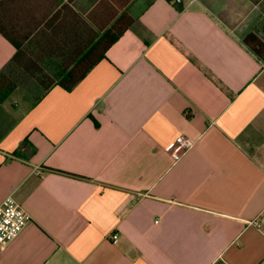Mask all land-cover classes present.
Wrapping results in <instances>:
<instances>
[{"label":"crops","instance_id":"obj_1","mask_svg":"<svg viewBox=\"0 0 264 264\" xmlns=\"http://www.w3.org/2000/svg\"><path fill=\"white\" fill-rule=\"evenodd\" d=\"M250 34L264 45V0H0V71L17 52L48 76L90 69L0 103V204L30 217L0 264H264ZM179 136L194 149L175 161Z\"/></svg>","mask_w":264,"mask_h":264},{"label":"trees","instance_id":"obj_2","mask_svg":"<svg viewBox=\"0 0 264 264\" xmlns=\"http://www.w3.org/2000/svg\"><path fill=\"white\" fill-rule=\"evenodd\" d=\"M117 38L118 37H114L113 40L116 41ZM171 41L210 81L226 95L231 96L230 92L217 80V78L211 75L199 61L190 56L174 39H171ZM244 42L257 55L260 54V49L264 47L260 40L253 34L248 35L244 39ZM89 71L90 69L78 70L77 72L79 75H75V72L70 71L48 76L43 69L28 67L27 62L24 60V55L17 52L15 57L0 71V103H4L12 93L20 88H24L31 81H36L38 87L42 90L41 95L35 100V103L40 102L48 91L57 84L67 91H72Z\"/></svg>","mask_w":264,"mask_h":264},{"label":"built area","instance_id":"obj_3","mask_svg":"<svg viewBox=\"0 0 264 264\" xmlns=\"http://www.w3.org/2000/svg\"><path fill=\"white\" fill-rule=\"evenodd\" d=\"M172 4L179 6L183 0H170ZM194 142L184 136H179L175 140V144L171 149V155L175 161H179L185 154L191 151ZM30 217L22 210L13 196L6 197L0 204V248L5 247L24 230ZM251 225L262 232L264 229L259 220L251 222ZM113 240H117V236H112Z\"/></svg>","mask_w":264,"mask_h":264},{"label":"rangeland","instance_id":"obj_4","mask_svg":"<svg viewBox=\"0 0 264 264\" xmlns=\"http://www.w3.org/2000/svg\"><path fill=\"white\" fill-rule=\"evenodd\" d=\"M36 87H37L36 84H34L33 81H31V82H29V84L27 86H25L24 88H20L18 90L26 91V93L29 92V90H33L31 93L33 96H31V97H36L38 94V92L35 90Z\"/></svg>","mask_w":264,"mask_h":264}]
</instances>
